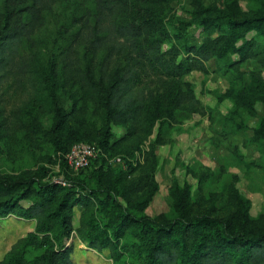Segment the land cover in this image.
<instances>
[{
    "label": "rangeland",
    "instance_id": "1",
    "mask_svg": "<svg viewBox=\"0 0 264 264\" xmlns=\"http://www.w3.org/2000/svg\"><path fill=\"white\" fill-rule=\"evenodd\" d=\"M128 1L135 3L130 18L137 19L150 8L162 12L164 26L171 35L170 41L162 44L164 50L171 43L183 50L187 45H200L227 33L223 26H217L224 25L222 21L215 18L218 9L225 7L223 0H165L161 7L157 0ZM231 2L236 15L264 11V0ZM30 3L31 0H0V31L5 25L6 32L29 21L26 7ZM89 9L84 0H55L43 11L41 27L22 39L19 55L24 64L13 68L8 81L18 77L23 86L16 93L0 96V179L83 180L103 201L120 203L133 213L151 218L176 217L171 195L175 183L190 187L189 202L196 210L223 215L232 207L237 192L249 200L251 218L264 213V53L245 61L240 70L212 58L206 63V73L192 71L183 76L205 107L204 115L176 110L173 115L179 122H172L167 117V99L155 97L145 108L152 122L148 135L118 142L126 124H115L109 144L100 148L90 168L74 171L62 165L61 157L72 143H98L105 123V110L91 101L86 90L66 79L61 70L66 49L72 52L79 43ZM202 17H208L207 21L200 22ZM250 37H256L255 31L247 35ZM240 43L242 39L237 41ZM262 47L264 43L258 40L257 49ZM78 49L80 58L87 60L85 47ZM183 57L181 51L180 58ZM27 70L34 75L31 95L24 88ZM128 71L136 73L139 81L135 87L146 83L148 72L142 61L136 58L128 64L123 57H117L113 77ZM228 88L230 99H221ZM56 107L73 116L72 122L66 118L58 139L50 134ZM96 171L101 177L99 186ZM71 213L72 231L62 243L71 247L73 264H142L137 256L124 253L120 261H114L107 248L98 251L88 247L76 229L89 212L75 204ZM34 226L35 220L0 217V259ZM36 253L31 249L29 254Z\"/></svg>",
    "mask_w": 264,
    "mask_h": 264
},
{
    "label": "trees",
    "instance_id": "2",
    "mask_svg": "<svg viewBox=\"0 0 264 264\" xmlns=\"http://www.w3.org/2000/svg\"><path fill=\"white\" fill-rule=\"evenodd\" d=\"M84 1L90 5L89 15L83 22L77 47L72 52L66 49L61 70L66 79L86 90L91 101L105 110L98 143L84 141L96 144L99 149L107 147L110 130L118 123L126 124L118 142L148 135L152 122L146 117L145 108L155 97L167 99V117L172 122H179L173 115L176 110L204 115L205 107L183 76L192 71L206 73V63L212 58L224 60L230 69L240 70L245 61L264 53V47L257 49L258 40L264 43V11L236 15L231 0H223L225 7L218 9L215 16L224 24L217 26H223L227 33L200 45H187L183 50L173 43L165 50L162 48L171 35L160 10L145 9L135 19L130 18L135 3L128 0ZM164 1L157 0L159 7ZM54 2L31 0L26 7L30 20L6 32L8 25H5L0 31V96L16 93L23 86L18 77L8 81L13 68L24 64L19 55L22 39L41 27L43 11ZM207 19L202 17L200 22ZM252 31L256 37L247 38ZM239 39L242 43L237 44ZM83 46L89 54L84 61L78 49ZM119 56L128 64L136 58L143 62L148 73L142 87H135L139 80L134 72L113 77L114 60ZM26 72L24 88L31 95L34 75L30 70ZM221 96L230 99V88ZM261 98L264 101V95ZM66 118L73 121V116L56 107V121L50 128L54 139H58ZM96 157L80 171L90 168ZM61 158L66 166L64 157ZM95 180L99 186L101 177L97 171ZM68 182V186H63L36 179H0V217L13 215L35 220L34 230L18 240L0 259V264H73L72 249L63 245L62 240L72 231L71 210L75 204L89 212L76 229L79 239L98 251L107 248L114 261H120L127 253L139 257L142 264H264V213L251 218L249 200L237 192L232 207L223 215H215L194 209L189 202L190 187L175 183L171 195L176 217L169 220L136 214L120 203L103 201L83 180ZM31 249L37 253L30 256Z\"/></svg>",
    "mask_w": 264,
    "mask_h": 264
},
{
    "label": "built area",
    "instance_id": "3",
    "mask_svg": "<svg viewBox=\"0 0 264 264\" xmlns=\"http://www.w3.org/2000/svg\"><path fill=\"white\" fill-rule=\"evenodd\" d=\"M99 150L100 149L96 144L79 141L73 143L69 150L63 154V157L67 166L74 171H77L86 167L90 160L96 157ZM114 160L122 162L120 157H115ZM53 182L59 183L63 186L69 185V182L64 177H58Z\"/></svg>",
    "mask_w": 264,
    "mask_h": 264
}]
</instances>
